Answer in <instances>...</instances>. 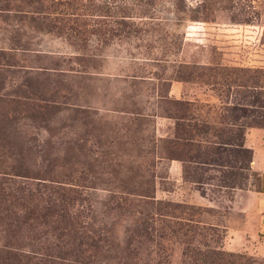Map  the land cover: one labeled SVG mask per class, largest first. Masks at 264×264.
<instances>
[{
    "label": "rangeland",
    "instance_id": "374dc122",
    "mask_svg": "<svg viewBox=\"0 0 264 264\" xmlns=\"http://www.w3.org/2000/svg\"><path fill=\"white\" fill-rule=\"evenodd\" d=\"M105 1L135 31L100 52L16 10L38 4L0 11V264H190L194 244L264 264V0ZM174 100L201 103L183 112L205 125L182 161L162 150ZM66 179L100 252L34 219L42 185Z\"/></svg>",
    "mask_w": 264,
    "mask_h": 264
},
{
    "label": "trees",
    "instance_id": "16d2710c",
    "mask_svg": "<svg viewBox=\"0 0 264 264\" xmlns=\"http://www.w3.org/2000/svg\"><path fill=\"white\" fill-rule=\"evenodd\" d=\"M13 1L23 5L19 7L40 5V10L23 8L16 10L22 12L31 21L38 23L40 30L62 36L83 49L87 48L91 37L95 40V51L100 52L113 38L129 37L135 31L134 23L129 20L131 14L126 8L109 4L105 0H5L6 4L0 6V11H6ZM3 54V50H0V55ZM85 60L90 59L85 58ZM203 66L197 67L199 74ZM195 71H188L187 74H182L177 79L189 80L192 76L199 77ZM172 103L180 113L173 116L175 118L173 133L171 137L162 140V150L165 158L182 161L183 157L190 158L187 152L193 146L194 137L205 130V125L203 121H198L197 118L189 115L186 116L183 112L188 110L192 113L200 109L201 103L182 100H174ZM20 110L19 108L18 111ZM2 183V178H0V190ZM81 185L78 180L71 179L58 181L47 187L42 185L38 194L41 203L36 213L34 212V219L49 225L57 240H62L65 236L77 240L76 242L73 240L72 250L84 255L91 250L95 253L100 252L105 240L93 232H87L80 221L82 216L80 205L83 201H87L84 192L79 188ZM156 216L165 228L173 222L186 239L202 235L197 230L204 229V227H198L199 224H196L198 222L191 224L184 217H176L169 222L162 219V215L157 214ZM186 254L190 259V264H246V257L243 254L225 252L212 246L200 248L199 245L194 244L193 247L189 246Z\"/></svg>",
    "mask_w": 264,
    "mask_h": 264
},
{
    "label": "crops",
    "instance_id": "0c3cea01",
    "mask_svg": "<svg viewBox=\"0 0 264 264\" xmlns=\"http://www.w3.org/2000/svg\"><path fill=\"white\" fill-rule=\"evenodd\" d=\"M171 161H174V160H171Z\"/></svg>",
    "mask_w": 264,
    "mask_h": 264
}]
</instances>
